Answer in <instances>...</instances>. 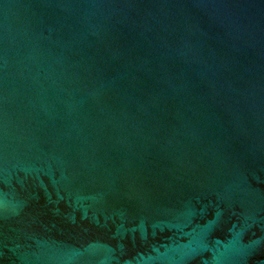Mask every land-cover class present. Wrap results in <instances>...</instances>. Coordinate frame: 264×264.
Returning a JSON list of instances; mask_svg holds the SVG:
<instances>
[{"label": "water", "instance_id": "95a60500", "mask_svg": "<svg viewBox=\"0 0 264 264\" xmlns=\"http://www.w3.org/2000/svg\"><path fill=\"white\" fill-rule=\"evenodd\" d=\"M0 264H264V0H0Z\"/></svg>", "mask_w": 264, "mask_h": 264}]
</instances>
